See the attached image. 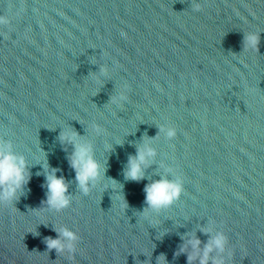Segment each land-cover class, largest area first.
Wrapping results in <instances>:
<instances>
[{
	"label": "water",
	"instance_id": "water-1",
	"mask_svg": "<svg viewBox=\"0 0 264 264\" xmlns=\"http://www.w3.org/2000/svg\"><path fill=\"white\" fill-rule=\"evenodd\" d=\"M249 31L258 52L243 48ZM119 91L127 100L111 103ZM66 128L105 168L88 195L59 140ZM145 140L155 149L145 178L127 180ZM0 142L30 174L25 194L0 204V264H188L181 245L194 235L203 248L216 231L228 242L212 257L264 264V0H0ZM44 160L69 183L60 212L43 203ZM167 169L180 198L142 218L145 184L173 178ZM109 179L124 211L99 187ZM62 226L80 238L71 254L45 242Z\"/></svg>",
	"mask_w": 264,
	"mask_h": 264
},
{
	"label": "clouds",
	"instance_id": "clouds-1",
	"mask_svg": "<svg viewBox=\"0 0 264 264\" xmlns=\"http://www.w3.org/2000/svg\"><path fill=\"white\" fill-rule=\"evenodd\" d=\"M200 5L194 4V10L198 11ZM4 24H8L9 20L4 18ZM260 43V32L249 31L243 35V48L246 51L258 52ZM99 76H108V68L101 67ZM95 79L99 80V77ZM127 100V96L123 91H119L117 96L111 98V103L117 105L121 101ZM95 135H101L102 129L99 126H93ZM160 131L165 137L171 139L176 136V129L173 127H160ZM59 140L62 144H71L73 147L72 153L69 155V164L75 172V180L79 191L83 195H88L93 187L97 186L98 181L104 175L105 168L93 154V146L89 139L79 136L75 131L66 128L59 134ZM120 141L117 140V143ZM106 148L111 145L106 144ZM155 155V149L151 146V142L145 140L143 144L137 147L135 155H130L127 160V165L124 169V177L131 181H140L145 178L144 169L151 163L152 157ZM44 181L42 187L46 188L44 204L51 210L60 212L69 207L72 203V196L68 192L69 183L63 175L58 176V168L49 167L46 160L43 162ZM173 173V178L167 175L160 176L159 179L153 180L144 186V201L147 209L141 214L142 218H149L148 209L159 210L172 205L178 200L183 191V181L181 177L175 174L173 169H167ZM39 175V173H38ZM30 174L28 171V161L23 155H18L12 151L11 144L8 142H0V204H13L24 193V186L29 182ZM111 187L115 192L117 201L120 202V207L124 211L127 203L122 194L117 190L121 188L114 179H109L107 183L100 185L102 191ZM153 222L154 221H151ZM57 232L55 238L48 237L46 245L48 249H55L57 253L67 252L69 254L77 250V242L79 236L76 231L69 227H55ZM204 232L210 233L211 227L202 229ZM36 234V233H35ZM228 239L222 231H216L211 235L210 239L201 248V241L194 235L190 237L185 244L181 245L179 252H185L190 246L191 251L187 255L188 264H192L198 259L199 264H209L210 259L212 264H224L223 257H212L213 251L217 253L225 250ZM229 250V256H231ZM160 264H164V257L159 258Z\"/></svg>",
	"mask_w": 264,
	"mask_h": 264
}]
</instances>
